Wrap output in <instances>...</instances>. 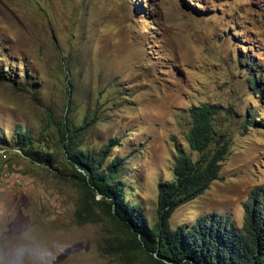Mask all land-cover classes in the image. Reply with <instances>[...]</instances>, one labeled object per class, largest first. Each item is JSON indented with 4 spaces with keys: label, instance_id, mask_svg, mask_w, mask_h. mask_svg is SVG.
I'll return each mask as SVG.
<instances>
[{
    "label": "rangeland",
    "instance_id": "obj_1",
    "mask_svg": "<svg viewBox=\"0 0 264 264\" xmlns=\"http://www.w3.org/2000/svg\"><path fill=\"white\" fill-rule=\"evenodd\" d=\"M203 102L218 106L216 127L230 141L222 178L170 224L216 211L241 226L264 195V0H0V203L72 238L59 264H123L102 251L111 219L75 220L63 118L91 123L77 138L83 148L117 138L107 159L125 158V199L151 225L177 150L198 155L189 109ZM23 132L29 155L16 148Z\"/></svg>",
    "mask_w": 264,
    "mask_h": 264
},
{
    "label": "trees",
    "instance_id": "obj_2",
    "mask_svg": "<svg viewBox=\"0 0 264 264\" xmlns=\"http://www.w3.org/2000/svg\"><path fill=\"white\" fill-rule=\"evenodd\" d=\"M248 78L256 88L255 73L249 72ZM217 113L218 106L207 102L189 109L187 141L198 155L193 158L177 150L172 177L158 183L157 220L151 225L144 208L125 199L122 179L125 158L115 155L107 159L118 143L117 138L98 150L83 148L77 138L91 123L84 121L70 127L66 117L63 118L57 126L60 147L79 191L75 220L102 222L109 218L116 225V229L105 232L103 253L117 256L123 264H264V195L252 198L241 226L216 211L198 216L193 223L175 228L170 224L178 206L202 194L212 181L222 178L220 169L230 141L226 132L216 127ZM256 116L253 115L252 122L259 120ZM19 134L16 141L20 143L16 148L31 154L29 135Z\"/></svg>",
    "mask_w": 264,
    "mask_h": 264
},
{
    "label": "clouds",
    "instance_id": "obj_3",
    "mask_svg": "<svg viewBox=\"0 0 264 264\" xmlns=\"http://www.w3.org/2000/svg\"><path fill=\"white\" fill-rule=\"evenodd\" d=\"M71 239L0 203V264H59L74 250Z\"/></svg>",
    "mask_w": 264,
    "mask_h": 264
}]
</instances>
